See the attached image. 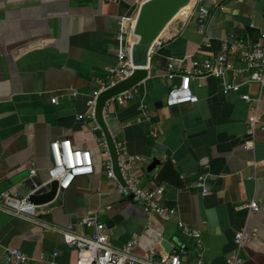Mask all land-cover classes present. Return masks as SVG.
I'll use <instances>...</instances> for the list:
<instances>
[{
  "label": "crops",
  "instance_id": "obj_1",
  "mask_svg": "<svg viewBox=\"0 0 264 264\" xmlns=\"http://www.w3.org/2000/svg\"><path fill=\"white\" fill-rule=\"evenodd\" d=\"M145 1L0 0V193L28 197L33 182L45 185L55 141L69 140L75 149L90 151L95 168L54 202L37 206L34 220L0 211V264L7 249L23 251L31 264H73L78 254L59 230L73 226L79 234H92L84 225L91 212L105 224L115 247L137 237L140 260L158 261L186 249L183 264L199 259L228 264L237 255L235 236L243 231L250 238L239 252L240 264H264V92L247 83L225 94L221 78H194L197 103L166 104L171 87L180 82L169 80L170 62L189 69L194 60H211L227 46L228 77L241 71L240 80L247 78L239 53L260 40L264 0H204L209 16L203 31L193 14L198 0H192L153 44L160 49L150 58L149 78L107 105L106 121L120 154L132 158L130 169L141 186L165 188L162 205L177 211L171 220L147 215L132 194L118 193L121 184L107 177L110 158L103 133L90 117L89 102L108 82V69L119 65V51L137 42L133 32ZM122 24L127 40L120 38ZM243 94L253 101L242 100ZM254 116L262 125L250 137ZM154 129L157 138L150 135ZM156 155L172 160L182 189L150 179ZM201 176L207 195L196 187ZM252 201L260 205L259 213L246 207ZM179 221L199 229L201 242ZM44 254L49 261L41 260Z\"/></svg>",
  "mask_w": 264,
  "mask_h": 264
},
{
  "label": "built area",
  "instance_id": "obj_2",
  "mask_svg": "<svg viewBox=\"0 0 264 264\" xmlns=\"http://www.w3.org/2000/svg\"><path fill=\"white\" fill-rule=\"evenodd\" d=\"M198 14V24L201 31L204 30L206 20L209 16V11L204 5V0H198L195 5L193 14ZM120 38L127 40L128 29L124 24L121 25ZM205 44L210 46V41L205 40ZM132 47L133 45L127 43L119 51V65L109 68V80L103 84L100 91H95L93 99L89 102L90 117H94L95 101L98 94L107 87L119 82L120 80L129 76L133 70L132 62ZM160 49V44L152 45L149 51L150 58ZM230 51L227 46H223L222 53L211 60H194L189 69H182L176 63L170 62L167 65V75L171 82L179 79L180 82L171 87L167 106L174 107L183 104H195L199 101L194 94L191 87V80L204 79L207 77H218L223 80V92L225 94L231 92H239L241 87L247 83H255L260 86V92H264V29L261 31L260 40L256 44H248L242 48L239 53V59L245 63L248 76L245 80H240L242 72L234 71L231 79L229 71L232 67L229 64ZM128 94V93H126ZM125 95V94H124ZM242 100L249 103L253 98L248 94L241 96ZM145 109V108H143ZM258 125H262L259 117H251L249 119L248 135L252 137ZM153 138L158 137V131L154 129L150 132ZM253 143H246L250 150H253ZM119 152L121 147H118ZM51 151L53 156V166L49 169V179L45 185L33 182L34 193L46 188L50 190L53 182H58V193L69 190L77 178L83 176H90L95 173L94 159L90 151L75 149L69 140H59L51 144ZM108 155V151L106 150ZM132 158H123L120 154V168L123 178L126 182V187L119 185L118 193L123 195L126 193L132 194L141 204L143 211L151 216L158 215L164 220H171L175 218L177 211L169 209L162 205L161 198L165 193V188H145L140 185L138 178L132 173L130 169V162ZM106 173L109 179L116 181V177L112 170L111 161L106 162ZM35 175V171H32ZM196 187L203 189V194L207 195L209 190L206 184V178L200 177L196 183ZM30 196L19 197L13 191L0 193V211L6 212L10 215L34 220L37 217L36 208L30 202ZM250 210L255 213L261 211V207L257 201H252L248 204ZM179 227L190 237L201 242V231L194 229L183 222L179 221ZM84 225L93 229L92 234H79L74 230L73 226L60 228V233L63 236L64 243L71 249H75L78 256L73 264H183L184 259L189 254V251L182 249L173 254L162 256L158 261L153 258L148 260H140L135 255V249L138 245V238L135 237L123 247H115L109 240L108 230L102 222L91 212L84 220ZM250 238L249 234L245 232H238L235 236V242L238 248L237 255L228 260V264H240L239 252L242 250L245 242ZM58 254H54L56 257ZM3 262L5 264H31V257L19 249H7L3 254ZM47 255H42V261H49ZM52 264H55L52 262ZM196 264H205L203 260L199 259Z\"/></svg>",
  "mask_w": 264,
  "mask_h": 264
},
{
  "label": "water",
  "instance_id": "obj_3",
  "mask_svg": "<svg viewBox=\"0 0 264 264\" xmlns=\"http://www.w3.org/2000/svg\"><path fill=\"white\" fill-rule=\"evenodd\" d=\"M191 2L192 0H147L141 5L133 32L137 38L131 53L134 70L126 78L103 89L96 98L94 120L103 133L116 180L123 187H126V182L120 168V152L105 116L107 105L113 99L133 91L149 78V51L151 46L173 19ZM148 172L150 179L156 184H166L178 189L183 188V181L171 159L163 160L158 155L154 156ZM58 186V182H53L49 191L43 188L30 195V202L35 206L54 202L57 198Z\"/></svg>",
  "mask_w": 264,
  "mask_h": 264
},
{
  "label": "bare ground",
  "instance_id": "obj_4",
  "mask_svg": "<svg viewBox=\"0 0 264 264\" xmlns=\"http://www.w3.org/2000/svg\"><path fill=\"white\" fill-rule=\"evenodd\" d=\"M186 8H187V7H186ZM183 10H184V9H183ZM183 10H182V11H183Z\"/></svg>",
  "mask_w": 264,
  "mask_h": 264
}]
</instances>
